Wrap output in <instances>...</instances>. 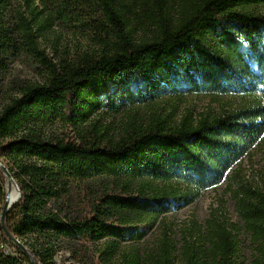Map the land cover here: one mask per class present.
Masks as SVG:
<instances>
[{
	"label": "trees",
	"instance_id": "trees-1",
	"mask_svg": "<svg viewBox=\"0 0 264 264\" xmlns=\"http://www.w3.org/2000/svg\"><path fill=\"white\" fill-rule=\"evenodd\" d=\"M8 1L0 0V101L18 52L37 58L48 80L17 83L0 106V162L22 193L4 226L0 219V264H54L66 241L102 240L110 244L98 250L100 264H111L120 243L144 240L168 213L221 184L264 136V15L250 9L264 0H200L184 5L178 19L172 0H40L66 19L78 11L79 24L95 35L94 51L64 53L58 64L39 50L24 15L18 46L3 23ZM36 1L24 4L39 22ZM140 31L146 34L138 39ZM169 92L258 99L222 115L185 118L176 127L159 116L147 127L129 123L107 143L98 135L73 140L44 133L57 123L85 124L105 106L119 109ZM101 178L113 182L97 184L89 213L71 212L87 183ZM8 182L0 167V218ZM237 207L240 224L214 215L196 224L199 235L185 236L179 250L165 233L147 259L124 255L123 264H244L242 230L255 247L253 264H264V192L238 193Z\"/></svg>",
	"mask_w": 264,
	"mask_h": 264
},
{
	"label": "rangeland",
	"instance_id": "rangeland-1",
	"mask_svg": "<svg viewBox=\"0 0 264 264\" xmlns=\"http://www.w3.org/2000/svg\"><path fill=\"white\" fill-rule=\"evenodd\" d=\"M200 0H172L171 11L174 19H178L182 7L191 2ZM35 6L42 12L39 22L33 20L30 10L24 4V0H9L3 15V23L12 31V36L18 46L23 48L24 37L20 27L21 16L24 15L34 26L37 36V44L40 51H45L46 58L57 63L60 56L69 53L75 56L77 53L94 51L96 49L91 31L80 25L75 13H70L68 19L58 15L52 4L46 6L37 0ZM258 14L264 15V6L250 8ZM81 12V10H80ZM135 10L133 15L135 16ZM50 21L43 23L47 18ZM134 18V17H133ZM145 32H139V39L145 36ZM33 59V58H32ZM26 53L15 54L13 62L5 77V96L0 101V106L14 95L17 83L42 84L48 80L46 68L37 58L32 60ZM258 97L242 93H179L169 92L157 98L147 101H138L122 108L103 107L85 124L77 127H67L57 123L45 129L48 139L68 138L79 140L80 136L93 139L97 135L105 143L119 139L121 133L129 123L148 126L154 117L164 119L169 127L178 126L185 118L195 121L201 116H217L226 112L237 111L249 105ZM1 108V107H0ZM97 131V132H96ZM6 176V174H5ZM8 195L13 188L18 190L14 180L8 179ZM122 181V180H121ZM106 185L112 183V178H101L97 181H89L82 190V197L72 201L70 211L80 215L89 213V197L96 194L97 184ZM138 182V181H137ZM121 183V182H120ZM159 187H178L185 190L183 184L176 182H156ZM249 189L264 192V136L260 139L242 159L230 170L227 178L218 186L205 190L191 205L168 213L160 223L139 242H123L119 245V251L111 264H123L124 255L141 256L144 259L161 244L162 238L167 233L174 245L179 250L183 245L185 236H198L199 230L196 224L205 225L208 219L214 215L240 224V216L237 207V194L248 193ZM1 219V218H0ZM240 258L244 264H253L255 247L245 230L241 233ZM110 244L107 240L100 242L74 243L66 241L54 259V264H100L98 250ZM9 251L13 248L7 246ZM79 250V253H74ZM16 251V250H15ZM178 263L180 256L176 254Z\"/></svg>",
	"mask_w": 264,
	"mask_h": 264
},
{
	"label": "water",
	"instance_id": "water-1",
	"mask_svg": "<svg viewBox=\"0 0 264 264\" xmlns=\"http://www.w3.org/2000/svg\"><path fill=\"white\" fill-rule=\"evenodd\" d=\"M0 167H1L2 169H4L5 174H6V177H8L9 180H12V177H11L9 171L4 167V165H3L1 162H0ZM21 195H22V193H21L20 189H19V197L17 198V200H14V201L10 200V197H9V195H8L7 200H6V203H5V205H4L3 213H2V215H1V224H2L3 226L5 225L6 216H7V213H8V211H9V209L11 208V206H12L14 203H16V202L21 198ZM17 242H19V241L17 240ZM19 243H20V242H19Z\"/></svg>",
	"mask_w": 264,
	"mask_h": 264
},
{
	"label": "bare ground",
	"instance_id": "bare-ground-1",
	"mask_svg": "<svg viewBox=\"0 0 264 264\" xmlns=\"http://www.w3.org/2000/svg\"><path fill=\"white\" fill-rule=\"evenodd\" d=\"M10 200L14 201L17 200V198L19 197V192L18 190H16L15 188L12 187L10 194H9Z\"/></svg>",
	"mask_w": 264,
	"mask_h": 264
}]
</instances>
